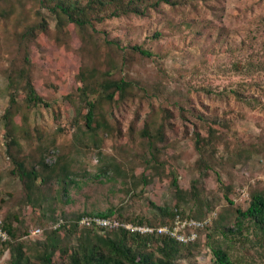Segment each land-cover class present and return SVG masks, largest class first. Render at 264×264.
Wrapping results in <instances>:
<instances>
[{
	"label": "trees",
	"instance_id": "obj_1",
	"mask_svg": "<svg viewBox=\"0 0 264 264\" xmlns=\"http://www.w3.org/2000/svg\"><path fill=\"white\" fill-rule=\"evenodd\" d=\"M195 1L199 0H0V30L3 27L6 31L9 20L18 22L9 35L17 41L15 51L22 55L21 65L15 66L7 57L6 62L10 63L2 70L8 94V105L2 115L3 153L10 163L9 174L18 177L22 184L17 199L19 208L14 212L9 210L0 218L2 228L9 235V239L0 241V259L9 253L5 264H196V254L206 244L212 250L214 264H258L259 260L248 259V254L233 257L231 246L238 238H244L245 233L247 238L242 244L247 245L250 251L258 244L257 254L264 257L260 250L264 249V186L250 183L248 206H234L231 193L237 194L236 189L232 182L224 184L217 170L220 163L212 160L217 158V150L210 147L212 159H203L201 165L217 171V181L224 189L223 198L228 203L217 217L210 216L219 205V199L204 197L205 189L196 181L192 182L189 190H184L174 172L171 182L176 188L177 200L173 204L152 203L148 210L139 211L135 203L78 213L61 208L60 214H55L61 207L59 203L68 205L72 201L71 190L78 189L87 178L129 180L126 162L120 163L115 154L105 152L104 142L122 132L113 118V107L138 95L136 83L123 75L124 61L136 52L144 57H152L154 53L138 44H124L120 38H110L107 31L97 25L113 18L142 16L149 8L163 3L182 6ZM71 26L81 41L82 63L76 74L81 85L63 94V99L71 103L75 115L68 126L59 124L53 135L46 136L37 124L33 126L31 116L39 107L54 110V105L34 84V63L29 48L38 43L41 34L50 33L52 27L57 43L67 44L71 38ZM5 33L0 32V38L6 37ZM15 51L9 50V54ZM236 68L242 71L244 66L239 62ZM169 113L170 110L164 107L160 116L150 115L139 132L135 123L128 128L131 139L136 141L139 138L144 145L139 155L145 159V168L155 167L159 179L165 172V162H160L159 158L168 146ZM204 122L208 123L210 119ZM68 129L72 130L71 139L58 142L57 134ZM193 138L200 154H205L208 146L213 147L212 136H204L200 130L193 132ZM24 142L29 144L28 150ZM261 149L256 145L226 144L228 159L233 163L247 160L253 151L259 153ZM91 153L96 155V163L90 158ZM152 180L143 174L139 183L146 186ZM137 185L126 188V193L133 199L142 197V192H136ZM27 206L34 211L37 207L42 211L39 222L49 219L48 226L34 228H41L39 234H29L25 223L27 218L22 217ZM87 216L115 217L136 225L155 227L174 226L177 216L197 220L210 218V223L195 229L197 237L193 241L183 243L165 234H141L123 227L108 230L95 224H83L82 220ZM189 232L187 229L186 234ZM217 234L224 239L214 238ZM249 235H254V239ZM233 238L236 241H230Z\"/></svg>",
	"mask_w": 264,
	"mask_h": 264
},
{
	"label": "rangeland",
	"instance_id": "obj_2",
	"mask_svg": "<svg viewBox=\"0 0 264 264\" xmlns=\"http://www.w3.org/2000/svg\"><path fill=\"white\" fill-rule=\"evenodd\" d=\"M17 23L9 20L6 31L2 26L0 30L6 32V37L0 38V218L9 210L14 212L19 208L17 199L22 189L19 178L8 171L10 163L3 153L2 120L8 105L7 81L2 72L10 63L6 58L10 57L15 66L22 64L21 52L15 51L17 41L9 35ZM97 27L106 30L110 38H120L124 44H138L154 53L152 57L137 52L127 54L123 75L136 83L138 95L113 107V118L122 132L104 142L105 152L115 154L120 163L126 162L129 180L87 178L78 189L71 190L72 201L68 205L59 203L61 207L55 214L59 215L61 208L78 213L135 203L139 211L148 210L152 203L173 204L177 200L176 188L171 182L174 172L184 190H189L196 181L205 189L204 197L219 199V205L210 216L217 217L228 203L217 181V171L201 165L203 159H212L210 148L217 150V158L212 160L220 163L215 162L224 184L232 182L236 189L237 194L231 193L234 206L246 208L250 201L249 184L264 186V0H199L182 6L163 3L149 8L145 15L113 18ZM70 30L67 44L57 43L52 27L50 33L41 34L38 43L29 48L34 63V84L42 95L53 101V109L60 115L59 118L54 110L44 107L32 113L33 126L37 124L46 136L53 135L59 124L68 126L75 115L71 103L63 99V94L81 85L76 78L82 63L81 41L73 26ZM11 49L15 52L10 55ZM239 62L244 66L242 71L236 68ZM164 107L170 110L171 128L167 131L168 146L159 158L160 162H165V172L159 179L155 167L145 168V159L139 155L144 145L139 138L131 139L128 128L135 123L139 132L144 121L152 114L160 116ZM209 119L210 122L203 123ZM195 130H200L204 136L211 135L214 140L213 147L208 146L205 154H200L194 146ZM57 135L58 142H67L72 130ZM227 142L243 147L256 145L262 149L259 153L253 151L247 160L233 163L228 159ZM24 144L28 150L29 144ZM89 156L96 163V155ZM143 174L153 178L146 186L139 183ZM136 183V192H142L140 199H133L126 193V188ZM35 209L27 206L22 215L27 218L25 223L31 235H36L32 232L36 226L49 224L46 218L39 222L42 211L38 207ZM253 236L249 238L254 239ZM214 238L224 239L220 234ZM246 238L247 233L231 246L233 257L248 254V259L257 258L258 264H264V257L257 254L260 246L255 244L257 247L250 251L242 244ZM8 257L6 252L0 264H5ZM213 260L207 244L196 254V264H214Z\"/></svg>",
	"mask_w": 264,
	"mask_h": 264
},
{
	"label": "built area",
	"instance_id": "obj_3",
	"mask_svg": "<svg viewBox=\"0 0 264 264\" xmlns=\"http://www.w3.org/2000/svg\"><path fill=\"white\" fill-rule=\"evenodd\" d=\"M83 224L91 225L95 224L104 229L113 230L117 228H126L132 232H139L141 234H165L172 238H176L178 241L188 243L193 241L197 237L195 229L204 227L210 223V218L205 220H197L193 218H181L177 216L176 223L174 226L163 225V226H151V225H136L131 222H124L115 217H85L82 220ZM2 221L0 219V241L9 239V235L6 230L2 228ZM190 229V232L186 234V230ZM41 228H36L32 232L34 234L41 233Z\"/></svg>",
	"mask_w": 264,
	"mask_h": 264
}]
</instances>
